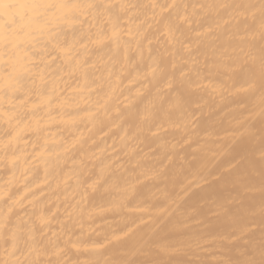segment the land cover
<instances>
[{"label":"bare ground","instance_id":"obj_1","mask_svg":"<svg viewBox=\"0 0 264 264\" xmlns=\"http://www.w3.org/2000/svg\"><path fill=\"white\" fill-rule=\"evenodd\" d=\"M0 193V264H264V0H0Z\"/></svg>","mask_w":264,"mask_h":264},{"label":"snow or ice","instance_id":"obj_2","mask_svg":"<svg viewBox=\"0 0 264 264\" xmlns=\"http://www.w3.org/2000/svg\"><path fill=\"white\" fill-rule=\"evenodd\" d=\"M122 7H123V5H122ZM113 35L114 36L116 35V32L115 31L113 32ZM2 195H3V193H0V198H2ZM4 226H5L4 223L3 222H0V229H2Z\"/></svg>","mask_w":264,"mask_h":264}]
</instances>
